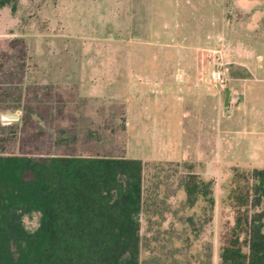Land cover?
<instances>
[{
	"label": "rangeland",
	"instance_id": "rangeland-1",
	"mask_svg": "<svg viewBox=\"0 0 264 264\" xmlns=\"http://www.w3.org/2000/svg\"><path fill=\"white\" fill-rule=\"evenodd\" d=\"M0 153L141 160L140 263L219 264L238 175L264 169V0L0 8ZM192 174L211 183L213 205L188 203Z\"/></svg>",
	"mask_w": 264,
	"mask_h": 264
},
{
	"label": "trees",
	"instance_id": "trees-1",
	"mask_svg": "<svg viewBox=\"0 0 264 264\" xmlns=\"http://www.w3.org/2000/svg\"><path fill=\"white\" fill-rule=\"evenodd\" d=\"M237 179L219 264H264V169ZM185 191L191 206L200 196L214 204L211 183L197 175ZM143 192L139 159L0 153V264H141ZM34 214L39 226L30 231L24 218Z\"/></svg>",
	"mask_w": 264,
	"mask_h": 264
},
{
	"label": "crops",
	"instance_id": "crops-1",
	"mask_svg": "<svg viewBox=\"0 0 264 264\" xmlns=\"http://www.w3.org/2000/svg\"><path fill=\"white\" fill-rule=\"evenodd\" d=\"M80 106H83V105H80ZM79 116V119L78 120H76L77 121V123L78 122H85L87 119L85 118V116H84V114H80V115H78ZM88 122H90V123H93V121H91V120H89L88 119ZM79 125V124H78ZM77 125V126H78ZM90 128V127H89ZM68 130L67 129H63V131H62V133L64 134V137L65 136H67V135H74L76 132H67ZM75 131V130H74ZM69 133V134H68ZM87 136L88 137H97L96 135V132L95 131H87ZM95 138H93L92 140H94ZM89 140H91V139H89ZM74 142V145L76 144L77 145V141H73ZM77 146H79V145H77ZM76 150H80V148H78V149H75V148H73V151H76ZM53 156H83V157H90L91 155H88V154H82V153H74V154H62V155H53Z\"/></svg>",
	"mask_w": 264,
	"mask_h": 264
},
{
	"label": "built area",
	"instance_id": "built-area-1",
	"mask_svg": "<svg viewBox=\"0 0 264 264\" xmlns=\"http://www.w3.org/2000/svg\"><path fill=\"white\" fill-rule=\"evenodd\" d=\"M210 78L214 83L223 84L225 83V76L222 70L214 69L211 74Z\"/></svg>",
	"mask_w": 264,
	"mask_h": 264
}]
</instances>
